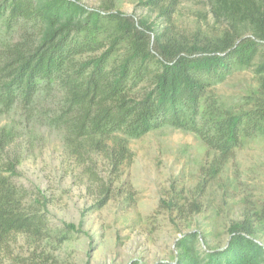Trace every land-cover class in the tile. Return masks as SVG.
<instances>
[{
    "label": "trees",
    "instance_id": "obj_1",
    "mask_svg": "<svg viewBox=\"0 0 264 264\" xmlns=\"http://www.w3.org/2000/svg\"><path fill=\"white\" fill-rule=\"evenodd\" d=\"M179 2L145 5L170 16ZM209 3L226 27L189 43L112 5L0 0V240L49 230L47 214L38 201L27 203L29 190L16 180L24 153L11 146L22 134L60 131L71 154L105 151L114 167L130 156L132 139L164 126L194 132L223 161L264 137V90L234 103L212 90L264 51V0ZM75 228L67 224L63 237ZM258 231L250 219L237 221L225 246L207 250L198 246L200 234L189 232L175 257L157 264H264Z\"/></svg>",
    "mask_w": 264,
    "mask_h": 264
},
{
    "label": "rangeland",
    "instance_id": "obj_2",
    "mask_svg": "<svg viewBox=\"0 0 264 264\" xmlns=\"http://www.w3.org/2000/svg\"><path fill=\"white\" fill-rule=\"evenodd\" d=\"M89 8L112 5L156 30L189 43L220 35L226 24L209 0H180L170 16L146 0H79ZM113 3V4H112ZM212 88L228 103L264 90L258 65ZM24 153L16 177L48 217V232H15L0 240V264H157L172 260L178 239L200 234L202 250L221 248L230 226L250 219L264 244V137L238 147L223 161L197 134L172 126L129 142L130 156L114 167L109 153L71 154L60 131L41 127L11 146ZM110 150L107 149V152ZM76 232L64 238L67 224Z\"/></svg>",
    "mask_w": 264,
    "mask_h": 264
}]
</instances>
